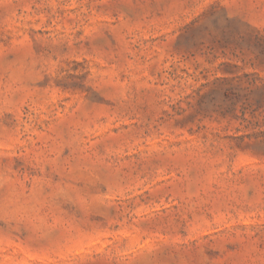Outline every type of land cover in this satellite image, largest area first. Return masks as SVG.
Wrapping results in <instances>:
<instances>
[{
	"label": "rangeland",
	"instance_id": "1",
	"mask_svg": "<svg viewBox=\"0 0 264 264\" xmlns=\"http://www.w3.org/2000/svg\"><path fill=\"white\" fill-rule=\"evenodd\" d=\"M0 264H264V0H0Z\"/></svg>",
	"mask_w": 264,
	"mask_h": 264
}]
</instances>
